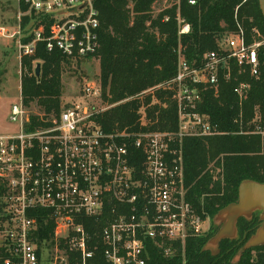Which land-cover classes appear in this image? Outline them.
<instances>
[{
	"label": "built area",
	"instance_id": "1",
	"mask_svg": "<svg viewBox=\"0 0 264 264\" xmlns=\"http://www.w3.org/2000/svg\"><path fill=\"white\" fill-rule=\"evenodd\" d=\"M22 2L26 10L19 12L16 30L0 26V36L15 38L20 60L33 55L39 42L71 61L96 57L99 18L93 0ZM178 4L156 0L153 8L159 12L177 5L180 36L191 27L180 16ZM26 15L30 19L24 32L21 19ZM235 21L236 31L222 35L217 49L205 52L199 65L189 66L178 49L175 76L157 86L172 91L177 103L174 131L104 132L97 115L115 104L103 103L100 83L84 84L58 113L34 115L36 120L20 94L8 111L17 129L0 134V247L12 255L3 264H70V257L73 264H87L97 245H88L85 218L105 217L99 236L108 264H146L148 241L171 257L176 243L183 247L189 236L208 232V218L186 199L182 148L185 138L221 134L208 115L197 111L200 86L217 94L220 80L232 78V65L239 72L258 74L264 36L254 28L248 40ZM28 35L31 39L23 42ZM249 86L239 82L233 92L241 100ZM41 211L47 212L54 228L39 258L32 237ZM46 248H53L49 260L43 258Z\"/></svg>",
	"mask_w": 264,
	"mask_h": 264
},
{
	"label": "trees",
	"instance_id": "2",
	"mask_svg": "<svg viewBox=\"0 0 264 264\" xmlns=\"http://www.w3.org/2000/svg\"><path fill=\"white\" fill-rule=\"evenodd\" d=\"M194 1L190 4L189 0H179V14L191 27L188 34L179 36L175 19L177 5L155 12L156 0H93L99 18L100 47L96 57L103 103L115 104L97 115L104 132L174 131L177 103L172 91L157 86L175 76L178 49L189 66L199 65L205 52L217 49L222 35L236 31L235 19L248 40L254 28L264 36V16L258 0ZM19 9L26 10L22 0ZM165 16H169L168 21L163 20ZM29 17L22 16L24 32H27ZM30 39L28 35L23 42ZM258 58L255 76L248 69L239 72L238 67L232 65V78L220 80L217 94L209 87H199L201 101L197 111L208 115L221 134L185 138L182 148L184 182L187 201L210 221L219 209L236 201L238 185L243 179L264 183V47L259 49ZM20 62L23 104L29 106L35 102L45 115L58 113L61 77L71 60L57 49L47 51L45 43L39 42L34 54L22 56ZM34 62L40 63L39 77L34 75ZM239 82L250 85L241 100L233 92ZM36 118L31 116L32 120ZM2 191L0 185V194ZM39 214L38 231L32 240L37 243L40 258L43 244L51 239L54 222L46 211ZM241 222L246 220L241 219ZM257 223L254 215L251 225L255 224L256 228ZM83 224L91 236L88 245H97L87 264H108L99 236L105 217L85 218ZM209 238V231L205 235L189 236L183 247L176 243V252L171 257L163 256L159 248L148 241L146 264H264V246L246 250L234 262V255L244 241L238 244L223 240L219 252L213 256L202 250ZM8 258L12 255L0 247V264ZM68 260L73 264V257Z\"/></svg>",
	"mask_w": 264,
	"mask_h": 264
},
{
	"label": "rangeland",
	"instance_id": "3",
	"mask_svg": "<svg viewBox=\"0 0 264 264\" xmlns=\"http://www.w3.org/2000/svg\"><path fill=\"white\" fill-rule=\"evenodd\" d=\"M19 12V0H0V26L8 28L11 32L16 30ZM36 63L39 62H34V68ZM98 64L97 57L84 59L78 63L71 61L69 68L63 71L61 77V106L75 100L84 84L99 83ZM20 80L21 62L15 38L0 36V134L10 133L17 129V126L8 120V111L10 105L19 100ZM27 111L30 116L44 113L43 109L35 102L27 106ZM209 225L210 219H208ZM51 249L46 248L47 251H43L44 259L49 260L50 257H53Z\"/></svg>",
	"mask_w": 264,
	"mask_h": 264
},
{
	"label": "water",
	"instance_id": "4",
	"mask_svg": "<svg viewBox=\"0 0 264 264\" xmlns=\"http://www.w3.org/2000/svg\"><path fill=\"white\" fill-rule=\"evenodd\" d=\"M258 2L264 16V0ZM34 75L39 77L40 63H36ZM254 215L258 218L259 225L236 251L234 262H237L246 250L264 246V183L243 179L238 185L236 201L228 203L212 216L213 227L219 226V229L210 236L202 250L209 251L213 256L217 255L221 241L238 238V220L250 221Z\"/></svg>",
	"mask_w": 264,
	"mask_h": 264
},
{
	"label": "flooded vegetation",
	"instance_id": "5",
	"mask_svg": "<svg viewBox=\"0 0 264 264\" xmlns=\"http://www.w3.org/2000/svg\"><path fill=\"white\" fill-rule=\"evenodd\" d=\"M252 220H253V218L250 221H246V222H241V219L238 220L237 227L239 229L238 232L240 235H238L239 238L234 239L231 242L237 241L238 244H241L243 241H245L250 236V234L252 232L254 233V231L256 230V228L259 225V221H258L256 228H255V224L251 225ZM218 229H219V226L213 227L212 221H210V225L208 228L210 236H212L214 233H216L218 231Z\"/></svg>",
	"mask_w": 264,
	"mask_h": 264
}]
</instances>
